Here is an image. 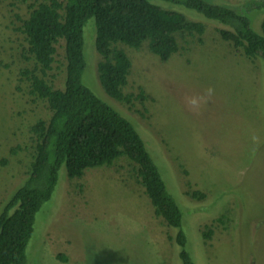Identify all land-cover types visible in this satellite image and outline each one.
Wrapping results in <instances>:
<instances>
[{"label":"rangeland","instance_id":"1","mask_svg":"<svg viewBox=\"0 0 264 264\" xmlns=\"http://www.w3.org/2000/svg\"><path fill=\"white\" fill-rule=\"evenodd\" d=\"M43 1H0V210L29 175L35 146L31 126L51 115L46 102L30 94L23 75L35 65L21 24L31 6ZM244 1L209 2L235 8ZM193 14L187 19L204 23V33H176L178 51L166 61L146 42L138 49L113 45L131 61L123 87L130 103L103 91L94 24L87 20L81 82L140 134L182 203L193 260L264 264V60H249L220 38L219 24ZM241 14L260 32L264 10ZM44 78L63 88L61 41ZM208 88L213 95L194 114L185 97L203 95ZM192 192L204 197L191 198ZM207 228L211 233L205 238ZM174 236L175 230L154 214L136 165L125 157L109 167L87 169L79 178H68L61 167L51 200L36 213L26 264H181Z\"/></svg>","mask_w":264,"mask_h":264},{"label":"trees","instance_id":"2","mask_svg":"<svg viewBox=\"0 0 264 264\" xmlns=\"http://www.w3.org/2000/svg\"><path fill=\"white\" fill-rule=\"evenodd\" d=\"M209 1L44 0L31 6L20 31L35 69L25 70L23 75L30 94L44 100L51 115L31 126L35 146L29 175L0 210V264H26L25 249L36 213L51 200L61 167L68 178H79L85 170L109 167L120 157L136 165L137 181L154 214L175 230L173 239L180 247L181 264H198L189 251V241L193 244L183 224L182 203L167 186L140 134L126 117L83 85L81 77L86 66L83 30L89 19L94 24V47L101 57L97 64L99 83L117 102H131L130 95L123 93L131 61L113 45L123 43L138 49L146 42L152 54L166 61L178 51L176 33H204V23L187 19L195 17L193 13L219 24L220 38L249 60H264V16L260 18V32H256L251 20L241 14L264 10V0H246L235 8ZM59 41L65 58L62 89L44 78L56 62ZM188 195L204 197L200 192ZM210 233L207 228L202 235L208 238Z\"/></svg>","mask_w":264,"mask_h":264},{"label":"clouds","instance_id":"3","mask_svg":"<svg viewBox=\"0 0 264 264\" xmlns=\"http://www.w3.org/2000/svg\"><path fill=\"white\" fill-rule=\"evenodd\" d=\"M213 95V89L208 88L204 91L203 95H193L185 97L186 106L192 111L194 114H199L202 104H206L208 102L209 97Z\"/></svg>","mask_w":264,"mask_h":264}]
</instances>
